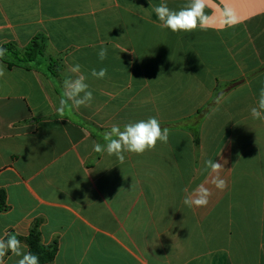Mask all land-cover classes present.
<instances>
[{
    "label": "crops",
    "instance_id": "obj_1",
    "mask_svg": "<svg viewBox=\"0 0 264 264\" xmlns=\"http://www.w3.org/2000/svg\"><path fill=\"white\" fill-rule=\"evenodd\" d=\"M162 2L187 0H0V47L46 41L32 61L0 58V238L39 223L57 246L48 264H264V121L250 114L264 86V0H207L209 26L191 33L160 27ZM75 64L94 99L60 112ZM105 67V79L90 75ZM149 117L167 143L123 162L93 151L112 125Z\"/></svg>",
    "mask_w": 264,
    "mask_h": 264
},
{
    "label": "clouds",
    "instance_id": "obj_2",
    "mask_svg": "<svg viewBox=\"0 0 264 264\" xmlns=\"http://www.w3.org/2000/svg\"><path fill=\"white\" fill-rule=\"evenodd\" d=\"M207 0H187L179 9H171L166 3H160L154 7L160 27L168 29L173 33H191L197 29L205 30L209 26V17L205 12ZM223 23L231 27L239 23V19L233 9L225 7L222 11ZM7 49L0 47V58L4 57ZM107 48L101 47L98 52L100 61L107 58ZM71 72L76 74L74 77L67 78L63 83V95L59 100L58 111L63 112L69 104L79 108L90 104L93 93L87 77L81 73V65L75 64ZM107 68L99 70L93 68L90 75L96 79L107 77ZM7 74L6 65L0 63V78ZM250 114L253 119L264 121V86L259 90V97L255 106L251 107ZM104 144L93 142V151L96 153H106L108 156H115L120 162L125 160V153L144 154L146 151L154 150L157 143H167L169 139V129L161 127L160 121L155 117L141 119L136 122H129L120 125H112L110 131L104 134ZM206 167L212 172L219 173L224 167L221 163L211 159L206 161ZM218 188L225 186L222 179L217 178L213 181ZM205 190V194H206ZM185 203L189 206H203L207 203L206 198L191 199L186 198ZM26 246L21 243L15 235H9L7 239L0 238V264H3L4 257L11 253L19 257L16 264H40L39 257L31 252L24 251Z\"/></svg>",
    "mask_w": 264,
    "mask_h": 264
},
{
    "label": "trees",
    "instance_id": "obj_3",
    "mask_svg": "<svg viewBox=\"0 0 264 264\" xmlns=\"http://www.w3.org/2000/svg\"><path fill=\"white\" fill-rule=\"evenodd\" d=\"M3 48L10 50L16 56L21 55L20 61H32L38 56L43 55L46 49V41L44 37L37 36L32 42L28 45L26 49L23 51H18L14 48L13 45H6ZM6 194L4 191H0V212L6 210ZM7 239V238H6ZM19 240H23L26 242L29 252L37 255L39 257L40 264H48L54 261L57 254V246L56 245H44L42 243V237L40 232L39 223H35L29 232V235L26 238H19Z\"/></svg>",
    "mask_w": 264,
    "mask_h": 264
}]
</instances>
